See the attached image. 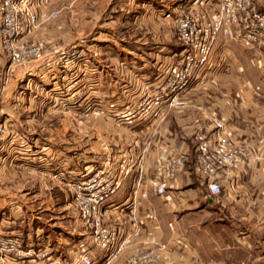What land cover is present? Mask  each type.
I'll list each match as a JSON object with an SVG mask.
<instances>
[{"label":"rangeland","instance_id":"374dc122","mask_svg":"<svg viewBox=\"0 0 264 264\" xmlns=\"http://www.w3.org/2000/svg\"><path fill=\"white\" fill-rule=\"evenodd\" d=\"M30 1L38 23L0 32V230L37 250L78 221L72 180L135 134L137 93L180 49L173 19L188 0ZM21 45L32 51L12 60Z\"/></svg>","mask_w":264,"mask_h":264},{"label":"crops","instance_id":"0c3cea01","mask_svg":"<svg viewBox=\"0 0 264 264\" xmlns=\"http://www.w3.org/2000/svg\"><path fill=\"white\" fill-rule=\"evenodd\" d=\"M252 1L264 10V0ZM144 64L140 62L136 68L142 69ZM207 73V78L188 86L184 106L163 105L159 109L162 117L156 113L144 119L134 113L130 122L135 134L117 140L120 145L112 152L117 162H131L140 152L143 160L135 212L141 221L126 238L116 264L132 249L148 247L150 239L170 244L177 235L186 246L170 244L164 264H255L261 257L264 264V44L251 46L218 35ZM135 80L142 84V78ZM254 85H259L257 91L252 89ZM207 111L223 119L230 140L242 150L240 161L219 173L220 190L215 195L209 194L193 166L192 125L195 117ZM162 150L182 153L184 166L165 193L157 195L147 178ZM134 174L132 168L109 200L119 202L129 194ZM149 207L153 216L146 217L143 212ZM170 220L172 229L166 225ZM110 223L125 230L131 216L123 211L120 217L113 215ZM67 225L69 230L62 231L67 239L55 236L52 243L47 239L42 243L54 257L66 259L74 245L83 240L78 221ZM0 232L6 233V229ZM91 251L94 253L95 248Z\"/></svg>","mask_w":264,"mask_h":264},{"label":"built area","instance_id":"2783aa9c","mask_svg":"<svg viewBox=\"0 0 264 264\" xmlns=\"http://www.w3.org/2000/svg\"><path fill=\"white\" fill-rule=\"evenodd\" d=\"M31 3L30 0H0V32L5 38L22 36L38 23V15ZM173 29L181 44L180 49L159 65L157 79L145 81L135 99L133 110L144 119L156 113L162 117L159 109L163 105H185L188 86L208 77L212 46L218 35L246 45H263L264 10H259L252 0H188L174 17ZM12 50L10 57L15 61L32 51L25 47ZM2 88L0 82V92ZM252 89L257 91L259 85ZM192 126L193 166L204 180L209 194L215 195L220 190L219 173L239 162L242 150L230 140L223 119L212 111L195 117ZM142 160V152L125 163L106 154L97 165L85 169L72 180L69 185L71 204L84 237L74 245L66 259L59 255L54 257L46 245L37 250L30 243L23 245L16 233H0V264H116L126 238L141 221L135 212L142 183ZM183 166L182 153L160 151L154 158L148 185L157 195H163L168 183ZM132 168L135 174L129 194L119 202H112L109 197L121 187ZM123 211L131 216L129 228L125 230L110 223L113 215L120 217ZM143 213L151 217L153 209L146 208ZM166 225L172 229V220ZM171 240L173 247L186 246L179 235ZM148 242V247L132 249L117 264H164V253L170 244L158 239ZM93 247L94 253L91 251Z\"/></svg>","mask_w":264,"mask_h":264}]
</instances>
